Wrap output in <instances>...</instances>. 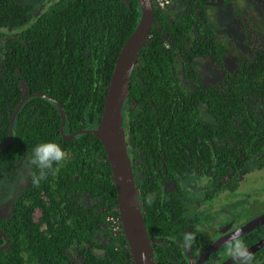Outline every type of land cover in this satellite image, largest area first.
<instances>
[{
	"label": "trees",
	"instance_id": "16d2710c",
	"mask_svg": "<svg viewBox=\"0 0 264 264\" xmlns=\"http://www.w3.org/2000/svg\"><path fill=\"white\" fill-rule=\"evenodd\" d=\"M264 1V0H263ZM0 0V141L18 103L12 142L0 148V182L14 181L32 148L54 141L69 153L36 187L27 182L10 201L0 229L9 244L0 264H133L118 220L112 171L100 140L80 129L99 122L120 50L138 25L137 0ZM170 21L154 8L122 108L126 149L156 264H190L201 250L199 217L178 179L204 177V196L235 191L240 173L264 165V23L235 15L240 43L220 41L208 0H181ZM209 58L220 77L204 83L195 69ZM233 59L228 70L225 61ZM59 104L65 113L60 131ZM205 106L209 121L199 118ZM185 184V183H184ZM10 193V191H9ZM149 193L155 200L143 201ZM9 201V196H6ZM12 204V205H11ZM192 233L190 249L183 237ZM99 237L101 239H99ZM4 243L0 235V246ZM253 264H264V247Z\"/></svg>",
	"mask_w": 264,
	"mask_h": 264
},
{
	"label": "water",
	"instance_id": "95a60500",
	"mask_svg": "<svg viewBox=\"0 0 264 264\" xmlns=\"http://www.w3.org/2000/svg\"><path fill=\"white\" fill-rule=\"evenodd\" d=\"M137 1L141 9L140 21L122 46L116 59L97 126L91 129H80L73 134L64 135L63 127L65 124V113L59 104H57V106L61 117L60 131L64 138L72 139L79 133H89L97 137L104 148L112 171L113 183L116 190V208L118 211V217L121 222L123 235L126 239L133 264H156L146 229L141 202L139 200V192L135 182L132 163L126 149L122 123V108L129 92L131 73L136 64L140 50L147 42L150 30L154 23V8L152 0ZM30 96H40L54 101L51 97L45 94L26 95L18 103L11 115L8 136L4 141H0V148L9 145L12 142V127L14 119L23 102ZM262 225H264V212L249 223L245 224L242 229H240L241 235ZM0 235L4 239V243L0 246V250H4L7 248L9 240L5 232L1 229ZM229 236L221 237V239L212 241L200 254L195 264H201L210 253L219 246H223ZM263 245L264 238L253 244L249 248V251L254 253ZM229 260L234 261L232 257ZM222 264H225V262Z\"/></svg>",
	"mask_w": 264,
	"mask_h": 264
},
{
	"label": "flooded vegetation",
	"instance_id": "af4514ba",
	"mask_svg": "<svg viewBox=\"0 0 264 264\" xmlns=\"http://www.w3.org/2000/svg\"><path fill=\"white\" fill-rule=\"evenodd\" d=\"M176 1V5L174 4ZM153 3V1H152ZM209 4V0L207 3V14L208 17L217 33V36L219 38L220 41H232L235 42L236 44L240 43L242 40V36L238 31V26H237V19L234 17L235 15H241L242 12H246L249 10V8L245 7L243 9H247V10H242L241 13L239 14V12L237 13H233L228 11V14L230 13L229 20H228V25H231V30L234 32V34H228V37H224L222 35L219 34V30L218 27L216 26L215 23V18L213 16V13L211 12V10L208 7ZM153 8H156L157 10H160L170 21H173L174 19H176L178 16H180L183 12V6L181 3V0H168V3L166 4V6L164 7H156L153 3ZM200 60H208L211 65L217 70L218 72V76L212 80H205L203 79L199 73H198V68L197 65L199 63ZM226 63V68L230 71L234 68V61L233 59H227L225 61ZM230 65V67H229ZM195 69L196 72L198 74V76L200 77V79L202 80V82L204 83H210L213 82L215 80H217L220 77V70L212 63V61L209 58H198L195 61ZM199 118L203 121H209L210 120V116L207 113V109L205 106H201L199 109ZM264 169V165L262 167H257V166H249L246 167L241 173L240 176L238 178V183H237V187L235 189L234 192L232 193H222L216 196H213L211 198V200H207L204 196V191L206 188V179L205 182L201 181V179L198 178V181H193L192 178H179L178 179V183L180 185L181 188H184L189 192V200H187V203L189 206H191L193 210L192 215H194V218L197 217V214H206L208 212L209 209V204L208 202H214V204L216 206L219 207H224L226 206L229 202L233 201V200H242L243 198H246V200H244L241 204L239 205H244L245 207L249 205L250 202V195L252 194L250 191L245 190L242 191L241 190V186L243 183V176L245 173L247 172H254L256 173V171L262 170ZM21 171V170H20ZM264 173V172H263ZM185 183V184H184ZM24 184V182L21 180L20 175L17 177V179H15L14 181L11 182V188L10 191L11 193L6 194V196H9V201L7 199H4L5 197H3V199L0 200L1 205L3 206H7V208H9L10 206V201H14L15 198L18 197V193L21 186ZM192 184L194 186V191H191V188H189L188 186ZM201 184V189L202 191H196L195 186ZM6 185H8V182H6ZM23 188V187H22ZM22 190V189H21ZM20 190V191H21ZM254 190V189H253ZM139 192V191H138ZM202 192V195L200 197V201L198 203H192L194 201V197L196 196V199L198 198V193ZM11 194L14 196L12 197ZM218 201H222L223 203H221V206L217 203ZM264 201V199H263ZM8 204V205H7ZM237 205V206H239ZM200 206V209H198ZM239 208V207H238ZM264 211H262L261 213H259L256 216H253L250 218L249 216V211L245 208L242 210V212L238 213L237 215L233 216L231 219V221L228 223L227 221H224V219L221 218V214H226L227 211L225 212H221V214L218 215V218L215 220L214 222V226H216V230H214V232L212 233V236L210 237L209 240L205 241L203 239V235H202V225H201V221L199 220V223L195 224V229H197L200 234H201V239H200V246L201 250H197L198 254L195 258H191L190 259V264H195L196 261L198 260L200 254L208 247V245L212 242L215 241L216 239H221V237H225V236H229L231 235L236 229H242V227L249 223L250 221H252L253 219H255L256 217H258L259 215H261ZM1 216L3 213H0ZM233 214V210L230 211L227 216L232 215ZM198 218V217H197ZM108 221H111L114 224V226L112 227V232L119 233L122 231L123 234V230H122V226H121V222L119 220H116L115 218H113V216H108ZM124 236V235H123ZM125 238V237H124ZM241 238L244 240L245 244L247 245L248 249L255 244L257 241H259L260 239L264 238V225L259 226L255 229H252L251 231H247L244 234L241 235ZM150 239V238H149ZM151 242V240H150ZM225 245V244H224ZM223 246H219L217 249H215L212 253H210L206 259L203 260V262L201 264H222L225 262V264H236L235 261H230L229 259L231 258L230 256L227 255L226 253V249ZM151 246H152V242H151ZM264 247V245L258 249L257 251H255L254 253H252L253 255H255L257 252H259V250H261ZM153 250V249H152ZM154 254V251H153ZM155 258V256H154ZM156 262V261H155Z\"/></svg>",
	"mask_w": 264,
	"mask_h": 264
},
{
	"label": "rangeland",
	"instance_id": "374dc122",
	"mask_svg": "<svg viewBox=\"0 0 264 264\" xmlns=\"http://www.w3.org/2000/svg\"><path fill=\"white\" fill-rule=\"evenodd\" d=\"M22 1H28V0H22ZM30 1H31L30 4L33 5L35 11H38L43 8V4L49 2L50 0H30ZM174 4L176 5V1ZM208 7L213 13L216 26L218 27V30H219V34L224 37H228V34H234V32L231 30V25L227 26L228 20H229L228 15L230 16V13L228 14V11L233 12V13L239 12L240 14L242 10H247V9H243L247 7L249 8L248 11L255 12L259 20L261 21V23H264V1L263 0H209ZM197 68H198L199 75L205 80H212L218 76L217 70L211 65V63L208 60H200L197 65ZM263 172H264V169L256 171V173L247 172L243 176V183L241 186V190L242 191L248 190L252 193L250 195L251 199H250L248 206L245 207L244 205H239L244 200H246V198H243L242 200H238L237 198V200L235 199L229 202L226 206L222 208L219 206H216L214 202H208L209 204L208 212L206 214H201V215L197 214V217H199L201 221L202 230H203L202 235L205 241L209 240L214 230H216L217 227L214 226V222L218 218V215L221 214V212L227 211L226 214H221V218L224 219V221H227L229 223L231 221L230 218L242 212V210L245 208L249 211L250 218L264 211V201H263L264 199V173ZM191 178L193 181H198V178H199L201 179V181L205 182V179L199 176L196 177V176L191 175ZM25 184L26 183L24 182L20 190L22 189V187H24ZM188 187L191 188V191H194V186L192 184H190ZM200 187H201V184L196 185L195 186L196 191H199V190L202 191ZM10 188H11V181L8 182V185H6V181L4 180L2 183L0 182V200L6 196L7 192L9 193ZM201 195H202V192H199L198 198L196 199V196H195L194 201L192 203H198L200 201ZM11 196L14 197L12 194ZM4 199H7V198L5 197ZM217 203L221 206V203L223 202L218 201ZM2 207L3 205H1L0 203V213H3L2 216H6L7 211L2 210ZM198 209H200V206ZM232 210H233V214L227 216V214ZM99 239L101 238L99 237Z\"/></svg>",
	"mask_w": 264,
	"mask_h": 264
},
{
	"label": "clouds",
	"instance_id": "9594fccd",
	"mask_svg": "<svg viewBox=\"0 0 264 264\" xmlns=\"http://www.w3.org/2000/svg\"><path fill=\"white\" fill-rule=\"evenodd\" d=\"M68 159L69 153L60 144L54 141L38 143L23 161L20 178L23 182L30 181L33 186L38 187L42 181L48 179L50 174L58 171V167ZM155 198V193H149L143 203L150 206ZM194 240V234L186 233L183 237L182 247L190 249ZM224 247L227 255L232 257L236 264H253L255 258L241 238L240 229H236L229 236Z\"/></svg>",
	"mask_w": 264,
	"mask_h": 264
},
{
	"label": "built area",
	"instance_id": "2783aa9c",
	"mask_svg": "<svg viewBox=\"0 0 264 264\" xmlns=\"http://www.w3.org/2000/svg\"><path fill=\"white\" fill-rule=\"evenodd\" d=\"M156 7H164L168 3V0H152Z\"/></svg>",
	"mask_w": 264,
	"mask_h": 264
}]
</instances>
